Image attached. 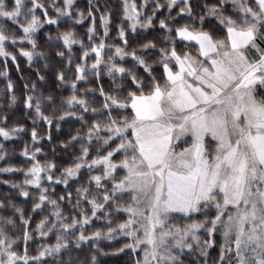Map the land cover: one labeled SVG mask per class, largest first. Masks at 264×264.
<instances>
[{
    "label": "snow or ice",
    "instance_id": "1",
    "mask_svg": "<svg viewBox=\"0 0 264 264\" xmlns=\"http://www.w3.org/2000/svg\"><path fill=\"white\" fill-rule=\"evenodd\" d=\"M91 3L92 0H89L90 5ZM174 3L176 0H168V7L172 8ZM72 4L73 0H64L63 8L55 9L57 16L49 17L45 10V20L57 23L59 16L70 15ZM254 4L255 7L240 6L244 16L239 23L231 16L217 12L218 8L225 6V0H220L219 5L205 6V11L216 16L218 24L226 29L227 35L223 38L214 39L210 31L197 29L187 23L176 27V36L195 41L199 47L196 55L188 51L181 55L174 46L170 50L160 48L159 62L163 66V83L152 75L151 65L146 62L144 56L137 55L135 50L128 55L133 58L135 64L142 66L150 77L147 83L144 78H138L132 69L114 64L111 57L109 58L107 73L110 76L120 74L121 78L127 76L128 81L119 85V91L123 93L122 99L115 93L107 94L100 89L101 95L105 97L104 108L108 110V115L103 123L92 121L88 128V138L90 140L93 134L104 130L109 134L103 138L97 137L103 147H108L113 141H119L99 157V160L104 162V178L112 180L111 194L105 191L102 199L105 202L111 201L118 211L126 213L127 219L121 221L115 229L108 228L103 235L112 240V234L116 232L127 238L128 242L115 249V252L130 249L131 253L136 255L137 250L143 247V259H136L135 264H184L181 255L185 249L193 250V242L196 249L205 256L204 264H208L207 248L214 243L212 237L218 228H222L224 243L220 245V256L216 264H224L225 258L233 250L235 255L229 260V264H232V260L235 264H264V97L257 99L255 95L257 81L259 87L264 88V47L257 43V39L264 43V31L258 27L264 25V0H254ZM183 5L178 15L186 13L195 20L189 0H183ZM129 7L128 0H125L124 15L132 19L138 13L133 4L129 14ZM155 7L160 8L161 4L157 2ZM44 8L45 5L40 0H31V6L26 11L23 0H12L10 8L5 4V0H0V17L19 22L23 11L26 23H20V28L25 35L19 39H27L35 47L32 33L43 22L35 12ZM91 13L90 7L88 15ZM84 15L77 9V22L82 20ZM152 15H155V11ZM152 15L145 19L142 27L151 24ZM108 19L107 12L101 15L105 35L109 31ZM199 20L203 24L205 17L201 15ZM159 24L162 28L171 30L164 19H161ZM117 27L119 37L124 39V29L119 25ZM87 31L91 40L95 29L89 25ZM72 35L71 30L62 33L65 44L69 43ZM6 39L4 31L0 30V55L4 56L11 55L4 49ZM167 39L165 36V40ZM124 42L126 45L127 41ZM248 45L258 59L249 58L250 54L245 47ZM103 47L104 37L100 38L99 45H92L90 51L95 52L96 61L91 68L100 64ZM155 47L152 41L140 45L143 50ZM121 51L117 46L116 52ZM21 52L32 60V51L21 49ZM88 53L89 49L85 48L81 59L84 60ZM57 54L63 56L62 52ZM172 60L175 61L174 65L168 62ZM75 70L77 79H81L83 65L77 64ZM3 74H6V70L5 73H0ZM56 78L62 81L63 72H57ZM71 83L75 86L76 82ZM8 87L12 88L11 82ZM11 99L15 100V97ZM33 99L26 87L25 107L33 108L37 118L42 117L45 122L51 124L52 120L41 110V99L35 97V105L32 104ZM46 99L48 102L53 101L51 96ZM67 103H78L87 110L88 102L83 97L73 95L67 98ZM112 106H116L115 110H123L125 114L113 117ZM129 107L130 115L127 114ZM92 111L95 114L97 110ZM0 121L6 122V117L0 116ZM23 128L22 124L13 125L11 128L0 127V136L8 138ZM129 130L131 136L127 134ZM188 133L191 134L192 144L179 152L175 151L176 141ZM206 134L212 136L214 148L206 146ZM76 138L73 136L70 139ZM32 139H39L35 128L32 129ZM22 151L25 156L31 155L35 160L27 145ZM34 151L39 152L40 149ZM121 152L124 155L120 160L111 159L114 154L119 155ZM88 153L89 148L82 147L81 156L86 157ZM3 155L4 153L0 152V156ZM91 163L98 161L93 159ZM81 166L77 163L74 167L62 169L61 174L55 177L56 181L67 185L70 177L77 176V169ZM54 167L52 162H48L44 169L39 167V162L34 163L25 171L36 178L26 180L25 183L38 185V174ZM118 169H122L125 174L115 179L114 171ZM10 170L9 167L0 169ZM48 179L51 181L53 177L49 175ZM101 179L100 175H94L89 178V183L95 181L97 186H102ZM76 192L78 197L87 199L91 204L92 216L96 215L97 209L105 207L103 203H97L95 196L88 197L87 187H78ZM129 193L131 198L127 204L112 199L113 196ZM20 194L27 196L28 192L22 189ZM59 199L63 200L64 197ZM68 199L71 202V193L68 194ZM44 201L53 206L52 225L59 224L60 229L65 232L74 231L77 226L83 228L91 219V216L85 215L83 208H80L79 220L73 215L70 218L71 223L65 222L68 217L61 215L57 200L49 198L44 189H41L38 203L34 204L33 208L39 207V202ZM80 202L78 199L77 206ZM16 210L20 211L19 208ZM210 210H214L215 215L209 218L207 213ZM177 213L183 214L185 218L202 213L204 218L199 221L192 220L183 227L178 224L169 225V220ZM21 219L23 220V215ZM47 220L48 217H44L38 227L44 225ZM24 223L27 224L28 221L25 220ZM201 229L206 230L208 235L203 245L201 237L197 234ZM233 234L235 240L231 241ZM101 235V231L97 229L89 235L77 233L73 239L79 245L90 237L99 238ZM24 238L28 239L27 230ZM58 239L61 237L58 236ZM69 243L67 239L63 241L65 247ZM230 243L234 244V249L227 246ZM9 244L11 241L6 244L0 234V264H13L17 257V253L9 250ZM61 247L60 243H57L54 249L45 246L40 255L59 251ZM91 261L92 264L96 262L94 253ZM67 264H72L71 258Z\"/></svg>",
    "mask_w": 264,
    "mask_h": 264
},
{
    "label": "trees",
    "instance_id": "2",
    "mask_svg": "<svg viewBox=\"0 0 264 264\" xmlns=\"http://www.w3.org/2000/svg\"><path fill=\"white\" fill-rule=\"evenodd\" d=\"M51 1L44 0L42 3L47 6ZM55 1H57L56 7L62 8L61 0ZM242 1L247 6L255 7L254 0ZM137 2L139 3L138 0ZM157 2L161 4L160 8L155 7ZM29 3L31 4V1L26 2L27 7ZM189 3L193 8L195 20L188 15H178L179 5L168 8L165 0H154V2L151 0L140 12V19L143 21L155 11L150 26L132 29L130 28L131 21L123 16L122 4L119 0H92L91 5L89 0H76L73 3V9H70V15L59 16L57 23L46 21L32 35L35 47L29 40L19 39L25 34L17 23L6 20L5 25L1 27L7 39L10 40L4 41V49L11 55H0V73H5L6 70V74L0 75V116L6 117V122L0 121V127L11 128L13 125L22 124L24 128L8 138L0 136V152L4 153L3 156H0V169L5 167L11 169L10 171H0V226L3 227V232L7 237L15 240L12 245L13 251L21 254L26 252V256L34 257L27 261V264H67L69 258H71L72 264H77V262L79 264H92L91 256L93 253L96 255L95 264H135L136 259H141L140 253L133 255L130 250L115 252V249L123 245L124 239L115 241L96 239L98 241H88L77 245L73 238L69 239L66 236L62 238L70 242L67 247H63L60 251L45 258L37 256L38 249L42 248L43 245L52 246L58 237L57 233L61 235L62 230L59 224L52 225L54 212L52 205L48 204L47 201L39 202L40 206L37 208H33V205L38 203L41 189H44L49 198L57 200L61 215L67 216L69 193H71V201L74 202L78 197L76 192L78 187H88V194L92 192L91 183L88 181L87 184L86 182L90 176V172L87 170L79 172V176L65 186L61 182H57L55 177L61 174L62 169L72 167L79 162L82 157V147L89 148L88 158L100 154L101 149L107 148L103 147L100 140L97 139L98 136L100 138L106 136L107 131L101 130L97 133L98 136L93 135L89 140L88 128L92 125L93 120L103 123L108 115V110L104 108L105 97L101 95V88L104 93H115L118 98H123V93L119 91V85L128 81V77L121 78L120 74L110 76L107 73L106 69L110 66L108 63L110 57L112 63L126 69H132L137 73L138 78H144L147 83L150 77L145 73L143 67L135 64L133 58L128 55L135 50L137 55L144 56L146 62L151 65L152 75L163 83V69L159 62L160 48L170 50L174 46L181 55L185 51L193 55L197 54L195 44L176 36V27L187 23L197 29L202 28L210 31L214 39L226 37L223 26L218 24L213 15H209L205 11L206 5H219L220 0H190ZM10 4L11 2H9ZM90 7L92 13L88 15ZM77 9L85 14L79 22L76 20ZM218 9V11L224 10L225 16H231L236 21L239 18L236 9L231 7V2L229 5L225 4L224 7ZM45 10L49 17L57 16L56 12L47 8L41 12L36 10L35 14L41 17ZM105 12L109 18L107 35H105L101 25V15ZM28 15L30 18L31 14ZM201 15L205 17L203 24L199 20ZM161 19H164L165 23L169 25L170 31L162 28L159 24ZM18 23H26L24 14H21ZM89 25L95 29L91 40H89L87 31ZM117 25L124 29V39L119 37ZM69 30L72 31L73 35L69 38V43L65 44L62 33ZM165 36L168 37L167 40H165ZM101 37H104V47L101 49L102 64L97 65V68L89 69V64L96 61L95 52L90 50L93 44H100ZM125 40L127 41L126 45ZM148 41H152L156 47L148 50L141 49L140 45ZM117 46L121 48V52L125 56L119 58L116 52ZM85 48L89 49V53L82 60L81 55ZM21 49L33 52L31 61L22 54ZM61 52L63 56L57 54ZM77 64L84 67L82 73L85 78L81 81L77 79L75 70ZM57 72H63L62 81L57 80ZM40 77L44 79L41 80ZM71 81L76 82L75 86ZM9 82L12 84L11 89L8 87ZM33 85H35V90H33ZM26 87L27 91L34 97L33 105H35V97L41 99V110L45 116L52 120L51 124L45 122L42 117L37 118L33 108L25 107ZM124 91L126 92L127 89ZM73 95L78 98L83 97L88 102L87 110L77 103H67V98ZM49 96L53 97L52 102L47 101L46 98ZM12 97H15V100L11 99ZM93 109L97 110L95 114H93ZM113 109V117L125 114L121 112L123 110ZM63 113H68V115H62ZM72 113H76V115H71ZM127 114H131L130 107ZM58 124L59 127H57ZM33 128L36 129V134L39 137L35 141L32 139ZM73 136L77 138L71 140L70 138ZM26 145L28 151L35 156V160L32 159L31 155L25 156L23 154L22 150L25 149ZM114 146L115 141L108 148ZM34 149H40V151L35 152ZM36 162H39V167L42 169L46 167L48 162H52L55 167L38 174V186H29L25 181L36 177L25 170ZM49 175L53 177L51 181L48 179ZM22 189L28 192L27 196L20 194ZM61 196L64 197L63 200L59 199ZM17 208L20 209L19 212L16 210ZM72 213L70 210L69 214ZM21 215H23V220ZM176 215L182 214L177 213ZM44 217H48L47 222L38 227ZM123 217L124 215L120 214L117 220ZM68 219L65 222H68ZM25 220L28 221L27 224L24 223ZM98 225L92 223L85 227L84 232L96 231ZM49 226L51 227L50 233L46 234V237H40ZM25 230L29 235L27 240L24 238ZM101 250L103 251L101 252ZM218 258V252L213 248L209 258L211 264H214Z\"/></svg>",
    "mask_w": 264,
    "mask_h": 264
},
{
    "label": "rangeland",
    "instance_id": "3",
    "mask_svg": "<svg viewBox=\"0 0 264 264\" xmlns=\"http://www.w3.org/2000/svg\"><path fill=\"white\" fill-rule=\"evenodd\" d=\"M27 1H31V0H23L24 10L25 11L27 10V8H29L31 6V4L29 3V6L27 7V5H26V2ZM43 1L44 0H40L41 3ZM75 1L76 0H73V3ZM119 1L122 4V8L121 9L123 10V16H125L124 15L125 0H119ZM138 1H139V3L137 2V0H128V4L130 6L129 7V14H131V5H133V4L135 5L136 11L138 13V15H134L132 17V19H129L127 16H125L126 19H129V21H131V24H130L131 27L130 28H132V29H136L138 27H140V28H146V27H142L141 26L142 23L145 21V19L143 21L140 19V12L143 11L142 8L145 7V6H147L151 0H138ZM152 1L154 2V0H152ZM9 2H11V4H12V0H5V4L7 5L8 8L11 7V4L9 5ZM165 2L168 5V0H165ZM228 2L229 3L231 2V7L234 8V9H236L237 7H239L241 5H245V4H243L244 1H242V0H225V4H228L229 5ZM56 3H57V1H55V0H54V2L51 1L49 4H47V6H45V8H47V9H49L51 11L53 10L54 12H56L55 11V9L57 8L56 7ZM142 5H143V7H141ZM178 5L180 6V8L183 7L184 6L183 5V0H176V3L173 4V6H178ZM63 6H64V0H61V7L63 8ZM70 9H73V4H72V6H71ZM37 10H40V12H41L43 9H37ZM218 10L219 9H217V12L218 13H220V12L224 13V10H220V11H218ZM21 14H24V12L22 11ZM183 14L184 15H187L186 13H181V15H183ZM38 17L40 18L41 21H43V19H44V21L40 24V26L38 28L35 29V31L32 33V35L34 33H36V31H38V29L43 25V23H45L47 21V20H45L44 13H42V16L41 17L40 16H38ZM214 17L216 19V16H214ZM6 20H8L11 23L13 22V23H17L18 25H20V23L14 22L11 19L4 18V17H0V30H1V27L5 25V21ZM136 21H140V23H136ZM148 26H150V25H148ZM179 38L182 39V40H184V41L191 42V43L195 44L196 47H197V49H198L199 45L195 41H188V40H185L183 37H179ZM7 41H10V40L9 39H6L5 42H7ZM117 55H119V58L125 56L123 54V52L117 53ZM168 62L170 63V65H174V63H175L174 60L168 61ZM101 64H102V61L100 62L99 65H101ZM91 65H92V63L89 64V69L91 68L90 67ZM98 66H96L95 68H97ZM162 69H163V66H162ZM175 70H176L175 67H173V71H175ZM81 75H82V78L81 79H78L80 81L85 78V75L83 73ZM108 103H110V101ZM112 107L113 108H116V106H112ZM121 112L123 113V111H121ZM108 134L109 133L107 132V135ZM127 134L129 136H131L130 130L128 131ZM93 135L98 136L97 134H93ZM190 137H191V134L188 133V134H185L180 140H177L176 143H175V145H174L175 151L179 152L181 149H183V148L187 147L188 145H190L192 142L191 143L189 141H188L189 143L188 142H184L185 139L190 138ZM118 142H119L118 140L115 141V143H118ZM101 150H102V152L100 154H98V155L95 154L91 158H88V156L81 157L78 163H80L82 166L79 169H77V176L70 177L69 178V182L72 181V180H75L79 176V174H80L79 172H81L82 170H84V171L87 170L88 172H90V176L88 177V179L86 181L87 184H88L89 178L91 176L100 175L102 177V179H101V185L102 186H97L96 183H95V181H92L91 184H90L91 185V188H92V192L90 194H88V192H87V195H88V197L95 196L97 198V203H103L105 205V207L102 208V209H97L96 215L95 216H92V206H91V204L88 203V200L87 199L81 198V197H77V199L74 202H72V201H71V203L68 202L67 203V205H68L67 208L68 209L66 210L67 211V214L66 215H67L68 218H71V216L75 215V216H79V217H76L79 220V218H80V208H83L85 215L91 216L90 221L83 228H81L80 226H77L74 231L69 230V231L65 232V231L62 230L61 235H59L60 233H57V235L59 237H61V239H58V237H57V239L55 240V243L52 246L43 245V247L44 246H47L49 248H53L54 249L55 245L57 243H60L62 245L61 249H63V247H65L63 245V241H64L63 238H62L63 236H66L67 238L72 239V238H74L77 235V233H80V232H83L84 235H89L91 232L90 233H85L84 232V229H85V227L90 226L92 223L99 224L98 225V229L101 231L102 235L99 238H92V237H90L88 241H94L96 239H98V240H106V241H115V240H118V239H124L123 245L128 242L127 238L125 236H123V234H117L116 232H114L112 234L113 235V239L112 240L107 239L106 236L103 235V233L106 232V230L108 228L111 227V228H114L115 229L116 226L121 221L126 220L127 219V214L124 213L122 210L118 211L115 208V206L111 203V201L105 202L102 199L103 193L105 191H107V192H109L111 194L112 180L111 179H108V178H104V176H103V173L105 171L104 162L101 161V160H99V157L103 156L109 150V148L107 147L105 150H103V149H101ZM123 155H124L123 152L119 153V155L114 154L111 159L113 161H117V160H120L123 157ZM129 155H130V153H129ZM93 159H96L98 161V163L92 164L91 162L93 161ZM74 166H72V167H74ZM124 174H125V172L122 169H118V170H115L114 171L115 179H119ZM62 179H63V177H62ZM62 184L65 186L64 183H62ZM27 185H29V186H38L39 184L38 185L37 184H27ZM87 190H88V187H87ZM130 198H131V194L130 193L127 194V195H116V196H113L112 197V199H114L118 203H122V204H127L130 201ZM78 199L81 201L80 204H79V206H77ZM70 210L73 212L72 214H69ZM106 213H107V215H106ZM120 214H123L124 217L122 219L117 220V217ZM207 215L210 218L211 216L215 215V211L214 210H210L207 213ZM203 218H204V214H202V213L201 214H194V215H192L191 217H188V218H185L183 216V214L180 215V216L175 214V215H173L171 217V219L169 220L168 223H169V225H176V224H178L181 227H183L186 224L191 223L192 220L199 221V220H201ZM67 223H71V219H68V222ZM45 230H47V231L44 232L42 234V236H40V237H46L47 236L46 234L50 233L51 227L49 226ZM0 234L3 235V238L5 239V243L6 244L8 243L9 240L11 241V244L8 245V248H9L10 251L15 252V251L12 250V245L14 244L15 240L13 238L7 237V235L4 234L3 227L2 226H0ZM197 234L201 237V245H203L204 244V241H206L208 239V235L206 233V230H203V229L198 230ZM212 239L214 240V243L211 245V247H208L207 248V257H206V259L208 261V264H211L209 258L211 257V252L213 251V248L216 249V251L218 252V256H220V245H221V243H224V239L222 237V228H218L214 232ZM98 240H96V241H98ZM230 240L231 241H234L235 240V235L234 234L231 236ZM88 241H83L81 243H86ZM40 246H41V244H40ZM227 246H231L234 249V244H231L230 243ZM43 247L38 249V255L37 256H40V257H44L45 258V257L51 256L52 253L58 252V251H53L51 254H45V255L41 256L40 255V252L45 250V247L44 248ZM124 250H130V249H124ZM143 252H144V248L143 247L137 250V253H140L141 260L143 259ZM15 253H17V257L13 261V264H27V261H29L30 259H33L34 258V257H31L30 258L29 256H26V252L23 253V254L18 253V252H15ZM0 255H2V254H0ZM234 255H235V253H234V250H233V252L230 253L227 258H225L224 264H229V260L232 259L234 257ZM21 257H23V259H21ZM4 258L6 259V257H4ZM181 259L184 261V264H204L205 256L203 254H201L196 249V245L193 242V250L189 251L188 249H185L184 252H183V254L181 255ZM214 264H216V262ZM232 264H235L234 260H232Z\"/></svg>",
    "mask_w": 264,
    "mask_h": 264
},
{
    "label": "crops",
    "instance_id": "4",
    "mask_svg": "<svg viewBox=\"0 0 264 264\" xmlns=\"http://www.w3.org/2000/svg\"><path fill=\"white\" fill-rule=\"evenodd\" d=\"M236 11H237L236 13L238 14V17H239L238 20H237V23H239L241 21L242 17L244 16V13L241 11L240 7H237ZM258 27H260V29L262 31H264V25H259ZM225 33H226V29H225ZM226 35H227V33H226ZM257 43L260 44L261 47H264V43H262L259 39H257ZM245 47H246L247 51L250 54V56H249L250 59L253 58V57L258 59V56H256V53L254 52V50L251 49L250 45L245 46ZM255 88H256L255 95H256L257 99H260L261 97H264V88H260L259 87V82L258 81L256 82ZM188 141L190 143L193 142L192 141V137L187 138V139L184 140V142H188ZM205 142H206V146H209V147H212V148L215 147V143H214L213 138H212V136L210 134H206Z\"/></svg>",
    "mask_w": 264,
    "mask_h": 264
}]
</instances>
